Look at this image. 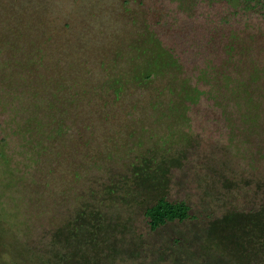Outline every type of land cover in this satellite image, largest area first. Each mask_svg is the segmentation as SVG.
<instances>
[{
  "label": "rangeland",
  "instance_id": "1",
  "mask_svg": "<svg viewBox=\"0 0 264 264\" xmlns=\"http://www.w3.org/2000/svg\"><path fill=\"white\" fill-rule=\"evenodd\" d=\"M146 27L200 88L208 86L197 82L199 71L211 64L230 78L253 77L264 89V0H241L237 6L200 1L186 10L173 0H0V59L21 52H11L13 44L25 41L31 49L43 41L44 50L55 56L52 68L59 64L66 70L71 63L82 71L89 67L88 77L95 80L104 74L100 66L107 54ZM256 99L262 102L261 129L249 137L234 136L211 101L202 99L191 108L189 128L184 129L190 141L180 164L169 171L165 195L187 201L193 218L155 231L149 230L138 203L75 193L84 182H72L71 168L89 158L83 145L71 149L74 133L55 144L62 154L48 188L39 176L31 178V167L21 183L25 162L17 137L8 135L5 153L13 160L9 166L0 160V264H60L67 245L57 232H65L67 218L77 206L81 211L85 199L99 207L109 227L94 245L79 241L75 248L81 253L74 261L85 254L90 264H264L261 214H247L264 200V92ZM80 109L89 114L91 106L84 101ZM8 117L0 110V138L9 131L3 123ZM97 130L96 143L104 149L110 144V127L99 125ZM120 133L115 137L121 138ZM176 137L185 144L181 135ZM13 169L21 185L10 180ZM101 183L91 184L99 188ZM230 212L246 215L231 213L227 225H211Z\"/></svg>",
  "mask_w": 264,
  "mask_h": 264
},
{
  "label": "trees",
  "instance_id": "2",
  "mask_svg": "<svg viewBox=\"0 0 264 264\" xmlns=\"http://www.w3.org/2000/svg\"><path fill=\"white\" fill-rule=\"evenodd\" d=\"M173 1L186 10L200 1H224L237 6L241 0ZM44 43L34 42L31 49L25 41L13 44L11 52L14 48L21 52L0 59V110L10 115L3 121L9 131L0 138V160L9 166L13 156L5 153L6 137L16 136L19 154L25 162L20 176L23 184L28 179L27 168L31 167V178L35 175L37 181L39 176V183L48 188L55 162L62 154L55 144L74 133L78 137H69L71 149L81 144L89 158L87 163H74L71 168L72 182L85 183L75 193L84 192L93 200L99 197L112 203L117 199L121 203H138L149 230L155 231L166 224L193 218L187 201L170 200L165 195L169 171L180 164L183 148L190 141L184 129L189 128L188 113L192 107L202 99L211 101L234 136L242 133L249 137L261 129L262 102L256 98L264 89L255 85L253 77L230 78L224 70L206 64L197 76V82L208 86L202 89L185 76L181 62L149 27L123 43L122 48L108 53L100 66L104 74L95 80L88 77L89 67L82 71L71 63L66 70L59 64L52 68L55 56L48 55ZM84 101L91 106L90 113L85 115L80 109ZM99 125L110 127V144L104 149L96 143ZM118 131L122 135L119 139L115 137ZM180 135L185 144L174 140ZM176 144L181 146L176 148ZM12 171L10 180L21 185L20 177ZM97 180L102 182L99 188L91 184ZM15 182L12 184L17 185ZM76 196L80 199L82 195ZM24 201L25 197L21 199ZM83 203L81 211L77 206L75 215L67 218L65 232H57L56 237H65L67 245L60 264H90L85 254L74 261L81 253L75 245L79 241L94 245L100 233L109 227L94 202L85 199ZM231 213L211 225H227ZM247 214H261L258 222L264 224V200L258 210Z\"/></svg>",
  "mask_w": 264,
  "mask_h": 264
}]
</instances>
